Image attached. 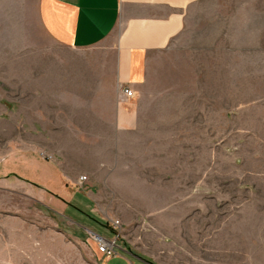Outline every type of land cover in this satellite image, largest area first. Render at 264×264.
<instances>
[{"label":"rangeland","instance_id":"rangeland-1","mask_svg":"<svg viewBox=\"0 0 264 264\" xmlns=\"http://www.w3.org/2000/svg\"><path fill=\"white\" fill-rule=\"evenodd\" d=\"M247 1L254 2L207 6L212 18L197 21L188 38L196 44L214 37L224 48L223 29L236 49V26L245 24L246 32H255L254 43L245 38L246 50L229 53H181L176 79L159 69L152 92L166 90L164 96L144 106L151 103L163 115L149 118L154 124L146 123L141 134L149 140L130 149L124 172L111 175L119 195L109 197L115 203L103 214L120 224V250L152 264H264V0ZM5 13L0 11V167L30 181L32 154L2 158L13 140L49 158V132L42 130L49 118V60L71 53L49 51L39 30L20 35L12 11ZM189 65L203 82L198 89ZM228 76L230 99L213 97L216 80ZM2 168L0 264H96L93 235L67 224L38 191Z\"/></svg>","mask_w":264,"mask_h":264},{"label":"crops","instance_id":"crops-1","mask_svg":"<svg viewBox=\"0 0 264 264\" xmlns=\"http://www.w3.org/2000/svg\"><path fill=\"white\" fill-rule=\"evenodd\" d=\"M227 2L0 0V11L4 14L12 11L14 27L20 35L23 30L27 35L39 30L49 41V51L56 47L71 53L62 59L49 60V88L44 93L49 100V118L42 129L49 132V158L37 154L33 147L22 148L21 141L13 140L6 146L8 151L4 153L3 163L6 159L32 154L26 163L30 181L11 172V167L0 168L15 182L31 185L38 191L39 200H44L42 203L48 207L51 205L67 224L75 225L83 234L111 238L112 221L103 213L115 203L109 197L119 194L109 181L112 173L127 169V157L133 156L130 149L149 140L146 135L144 139L141 136L147 124H154L155 119L151 123L149 118L163 115L151 108V103L144 106L147 99L164 96L166 90L152 92L159 69L164 70L163 74L169 70V76L176 79L180 74L177 56L181 53L242 51L247 46L245 38L255 41V32H246L245 24L236 26L241 33L236 49L230 48L229 34L223 29L218 35L221 41L227 40L224 48L214 37L196 44L189 40L188 35L197 21L212 18V13L208 18L207 6L218 8ZM252 2L237 0L235 3L246 6ZM188 67L198 89V84L203 82L199 81L197 67ZM216 83L211 94L228 101L229 76L226 81L222 78ZM124 87L133 91V98L122 95ZM123 164L126 166H119ZM82 174L86 175L87 183L79 182ZM124 250L116 257L104 258L92 242L90 254L96 264H150Z\"/></svg>","mask_w":264,"mask_h":264},{"label":"built area","instance_id":"built-area-1","mask_svg":"<svg viewBox=\"0 0 264 264\" xmlns=\"http://www.w3.org/2000/svg\"><path fill=\"white\" fill-rule=\"evenodd\" d=\"M122 95L126 99H131L134 97V93L132 90H130L128 87H124L121 90ZM86 180V177H80L79 181H84ZM112 229V237L111 238H103L98 235H93L92 240L97 244V250L99 253H101L103 256L106 258H113L116 257L120 251V247L118 245V240H119V228L120 224L118 221H112L110 225Z\"/></svg>","mask_w":264,"mask_h":264},{"label":"trees","instance_id":"trees-1","mask_svg":"<svg viewBox=\"0 0 264 264\" xmlns=\"http://www.w3.org/2000/svg\"><path fill=\"white\" fill-rule=\"evenodd\" d=\"M147 263H150L149 261H146ZM150 264H152V263H150Z\"/></svg>","mask_w":264,"mask_h":264}]
</instances>
